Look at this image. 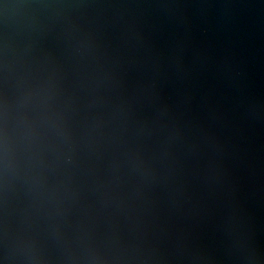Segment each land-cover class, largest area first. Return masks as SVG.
Instances as JSON below:
<instances>
[{
    "label": "water",
    "instance_id": "water-1",
    "mask_svg": "<svg viewBox=\"0 0 264 264\" xmlns=\"http://www.w3.org/2000/svg\"><path fill=\"white\" fill-rule=\"evenodd\" d=\"M0 264H264V0H0Z\"/></svg>",
    "mask_w": 264,
    "mask_h": 264
}]
</instances>
